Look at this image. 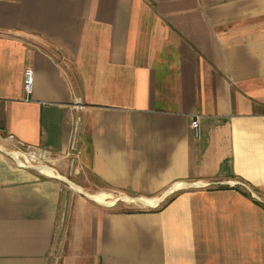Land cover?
Returning a JSON list of instances; mask_svg holds the SVG:
<instances>
[{
  "label": "crops",
  "instance_id": "crops-1",
  "mask_svg": "<svg viewBox=\"0 0 264 264\" xmlns=\"http://www.w3.org/2000/svg\"><path fill=\"white\" fill-rule=\"evenodd\" d=\"M0 264H264V0H0Z\"/></svg>",
  "mask_w": 264,
  "mask_h": 264
},
{
  "label": "built area",
  "instance_id": "built-area-1",
  "mask_svg": "<svg viewBox=\"0 0 264 264\" xmlns=\"http://www.w3.org/2000/svg\"><path fill=\"white\" fill-rule=\"evenodd\" d=\"M25 88L27 91H30L32 88V71L31 70H27L25 72ZM81 106L82 104L80 103V101H77L75 104V108L80 109ZM191 127H192V130L194 131L195 136L198 137L199 136V120L194 119L192 121ZM77 133H78V129L76 128V134H74V138L71 144V149L66 154V158L69 161L68 167H69L70 175L74 173L76 174L80 173V169L78 167H77L78 169L76 168V163L78 159V154H77L78 147H77V138H76ZM10 138L13 139L14 137L10 136ZM6 154L10 156L12 160L16 162L17 165H20L22 167L35 168V169H38L42 173H45V172H43L38 167L40 166L50 167L47 163V156L43 151L27 146L22 142H19L12 151L6 152ZM51 169H52V173L56 172V170H54L53 168ZM180 189H176V190H180Z\"/></svg>",
  "mask_w": 264,
  "mask_h": 264
},
{
  "label": "bare ground",
  "instance_id": "bare-ground-1",
  "mask_svg": "<svg viewBox=\"0 0 264 264\" xmlns=\"http://www.w3.org/2000/svg\"><path fill=\"white\" fill-rule=\"evenodd\" d=\"M38 168L41 169L45 173H49V174L52 173V169L50 167L40 166ZM71 186L76 191H80V188L77 187L75 184L71 183ZM89 198L102 205L112 204V202L107 201L105 195H90ZM121 199L124 201H140V203H142L143 205L149 206V207L155 206L157 203V200L148 199V198H138L137 200H134L133 198H130V197H122Z\"/></svg>",
  "mask_w": 264,
  "mask_h": 264
},
{
  "label": "rangeland",
  "instance_id": "rangeland-1",
  "mask_svg": "<svg viewBox=\"0 0 264 264\" xmlns=\"http://www.w3.org/2000/svg\"><path fill=\"white\" fill-rule=\"evenodd\" d=\"M77 167L80 169V167L76 163V168ZM99 193H104V192L99 191L97 194H99ZM122 197H124V196L123 195H119V194H116V195L114 194V195L109 196L107 198V201L110 202V201H114V200H120ZM127 197H130V198H133V199L145 198V197H139V196H137V197L127 196ZM117 203H118V205H122V206H126L127 205L126 206L127 209H131V210H147V209L151 208V207H147V206L143 205L142 203H140L138 201H124V200L121 199V201H119Z\"/></svg>",
  "mask_w": 264,
  "mask_h": 264
}]
</instances>
